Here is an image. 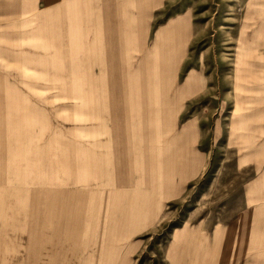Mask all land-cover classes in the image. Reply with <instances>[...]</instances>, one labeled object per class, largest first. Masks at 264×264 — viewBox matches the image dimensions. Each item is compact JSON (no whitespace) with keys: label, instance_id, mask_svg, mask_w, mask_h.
Here are the masks:
<instances>
[{"label":"crops","instance_id":"1","mask_svg":"<svg viewBox=\"0 0 264 264\" xmlns=\"http://www.w3.org/2000/svg\"><path fill=\"white\" fill-rule=\"evenodd\" d=\"M15 4L0 0V18H25L16 37L12 27L7 35L0 25V243L4 229L14 251L10 264H32L35 196L47 201L42 200L51 217H57L55 224L71 233L68 227L80 225L74 217L82 188L88 187L91 222L101 231L99 239L91 236L98 244L90 247V264H133L147 250L152 233L159 232L167 211H177L184 198L187 204L193 201L195 168L204 162L201 155L195 156L193 120L179 127L180 105L194 96L197 78L193 72L188 75L180 92L174 86L194 40L193 14L186 9L163 15L168 0ZM250 5L245 15L252 16L249 24L255 26L257 14ZM148 42H153L151 54L145 53ZM131 58H142L145 65L138 59L131 67ZM131 72L139 76H127ZM103 89L105 128L99 130ZM65 91L73 92V118L79 127L49 136V123L55 120L51 115L57 116L55 122L67 121L61 116L67 102L58 101L65 99ZM38 93L41 101L35 99ZM37 152L45 153L39 160L47 189L35 195ZM85 164L88 177L83 179ZM51 170L58 171L56 184L50 181ZM255 171L259 177L247 188L249 202L252 195L264 201V187L259 189L264 165L255 166ZM188 212L194 215V207ZM191 220L187 216L184 227H172L170 264H226V259L238 264L239 258L245 259L241 264H264V205L248 203L232 222L218 220L212 237L202 223L205 233L196 251ZM66 244L70 242L59 249H77L73 262L57 255L55 264H81L82 247ZM20 250L26 251L25 257Z\"/></svg>","mask_w":264,"mask_h":264},{"label":"rangeland","instance_id":"2","mask_svg":"<svg viewBox=\"0 0 264 264\" xmlns=\"http://www.w3.org/2000/svg\"><path fill=\"white\" fill-rule=\"evenodd\" d=\"M33 1L39 3L40 0ZM15 2L16 6L20 0ZM168 4L169 7L163 10V15L185 13L186 9L193 14L194 40L189 45L182 72L174 86L180 92L188 75L193 72L197 78L198 89L194 96L187 100L183 99L182 104L180 103L183 116L179 119V127H183L187 119L193 120L195 156L198 153L204 162L198 169L197 165L195 168L194 188L193 192H190V199L192 198L193 201L187 204L184 198L177 206V211L176 209L167 211V216L165 215L159 224V232L152 233L147 241V250L139 256V261L133 264H170L169 240L172 227L175 225L184 227L187 216L194 221L196 251L201 248L202 233L206 232L205 234L212 237L218 220L224 223L232 222L248 203L253 206L264 205V201H256L253 195L249 202L247 189L252 181H255L256 176L259 177V171L257 174L255 166L264 165V24H259V22L264 23V0H168ZM247 5H250L254 13L258 15L256 20H253L258 23L255 26L249 24L253 19L252 16L245 15ZM13 12L18 10L14 9ZM24 22L25 18L16 15L1 17L2 33L8 35L10 26L16 37L20 33L18 24ZM256 30L257 41H254L253 35ZM4 39L8 42L9 37L5 35ZM153 50V42H148L145 53L151 54ZM138 59L139 63L145 65L142 58H131V67L137 66ZM133 61L136 62L133 64ZM65 65L70 66V64ZM127 76L137 78L139 74L131 72ZM104 81L105 78L102 76L99 85L101 86ZM119 88L121 90L122 87L119 86ZM141 89L142 97L145 89L143 84ZM99 92H103L104 95L100 94L103 98L99 101L100 117L97 128L104 130L105 89ZM41 93L35 94L37 101H41L38 99L41 98ZM71 93L73 95L72 91H65V99L58 100L67 102L66 111L61 113V116L66 115L67 121L55 122L57 116L51 115L55 120L49 123V136L63 129L79 127L73 118L75 104ZM130 94L134 95L132 92ZM51 101L54 100L51 99ZM94 139L96 140V137ZM98 140L104 141L101 137ZM44 154L40 155L38 152L35 154L37 166H39L36 169V178L39 180L35 185V195L42 193V189L44 192L47 189L45 180H42L44 171L40 168L39 160ZM250 163L252 166L245 167ZM102 171L105 172V170ZM49 174L50 181L56 184L58 171L51 170ZM86 174L85 164L83 179L88 177V175L85 176ZM49 186L51 190L56 191V187ZM263 187L264 179L259 184V189L262 190ZM35 197L37 200H35L34 209L32 264H55L57 255L65 256L66 261L73 262L72 258L77 249H59L64 242H70L66 244L68 247L75 248L77 244L78 247H82L81 264H90V247L95 242L96 247L98 244L97 240L91 241V236L94 235V238L99 239L101 231L99 225L93 226L91 222L89 188H82L80 209L74 217V221H80V225L68 227L71 233H65L66 228L63 225L58 227L55 224L58 219L56 216L51 217L53 212L48 210L47 203L43 202L46 200H40V195ZM193 207L194 215H188V211ZM176 213L178 214L175 215ZM202 223H204L205 232H202ZM3 230L0 262L10 264L14 253L11 236ZM58 230L63 232L58 233ZM73 231H76V234ZM179 246L183 247L180 244ZM62 247L65 245L62 244ZM212 250L211 245L209 253ZM20 253L21 257H25V250H20ZM239 259L238 264L245 261V259ZM229 261L226 259V264H229Z\"/></svg>","mask_w":264,"mask_h":264}]
</instances>
